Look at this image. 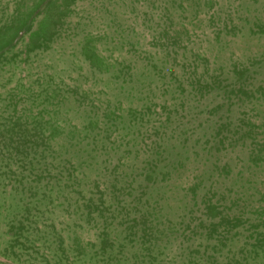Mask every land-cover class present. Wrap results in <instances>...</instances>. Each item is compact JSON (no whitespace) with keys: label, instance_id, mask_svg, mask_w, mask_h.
Instances as JSON below:
<instances>
[{"label":"rangeland","instance_id":"rangeland-1","mask_svg":"<svg viewBox=\"0 0 264 264\" xmlns=\"http://www.w3.org/2000/svg\"><path fill=\"white\" fill-rule=\"evenodd\" d=\"M0 264H264V0H0Z\"/></svg>","mask_w":264,"mask_h":264}]
</instances>
